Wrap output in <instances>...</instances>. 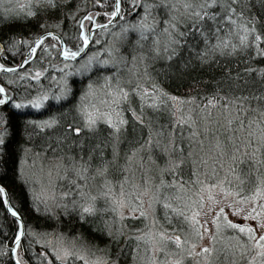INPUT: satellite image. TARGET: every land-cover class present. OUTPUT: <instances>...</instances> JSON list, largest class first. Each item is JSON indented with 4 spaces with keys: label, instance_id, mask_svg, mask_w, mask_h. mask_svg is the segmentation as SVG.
Here are the masks:
<instances>
[{
    "label": "trees",
    "instance_id": "obj_1",
    "mask_svg": "<svg viewBox=\"0 0 264 264\" xmlns=\"http://www.w3.org/2000/svg\"><path fill=\"white\" fill-rule=\"evenodd\" d=\"M112 3L113 0H104L105 6L100 7L95 4V0H62V12L29 17L26 15L28 0H0V64L6 67L18 66L27 55L32 41L46 32L58 33L65 44L73 46V38L79 31L77 21L87 13L110 11ZM19 4L26 7L21 9L17 6ZM32 8L36 9L35 0H32ZM237 9L242 10L249 18L255 16L257 30L264 33V0H239ZM163 11L160 10L157 16V10H153V16L160 20L161 27ZM71 12H74L75 16L68 18L64 15ZM121 12L124 19L116 18L112 24L115 27L108 26L105 35H101L100 29L96 30V38L100 39L101 43L89 47L87 53L91 54L102 47L114 44L119 51H114L113 55L118 59L124 58L120 73L125 87L135 88L139 83L150 88L155 84L167 96L177 97L178 100L174 103L168 100L167 96L162 97L165 103L158 109L145 106L141 113L140 98L130 92L129 102L121 105L127 122L118 131H114L103 122H99L95 129L88 130L83 128V122L75 106L89 79L97 85L96 99L102 98V75L106 76L108 73L101 74L94 70L88 74L69 77V83L75 81L73 94L62 101L50 99L41 109L31 107L16 109L10 103L0 107V121L4 122L0 127L7 129L4 143L0 144V185L7 191L8 207L17 211L21 219L13 217L7 211L8 207L4 203L6 197H0V264H15L7 249L12 246L15 233L21 230V221L25 230L17 248V255L27 264H37L36 261H30L29 257L38 249L45 252L53 249L59 252L57 239L69 244L64 250L78 253V249H81L79 254L84 256L88 264H92L98 255L101 259L107 256L115 260L116 264H153L148 248L152 240L148 239V230L145 229L146 223H150L149 220L140 216L135 220L125 217L123 224H118L116 214L109 207L111 195L118 193L115 189H121L120 186L123 185L113 184L111 187L113 191L107 195L94 196L93 190L96 186L102 188L108 180H114L115 177L122 179L123 176L127 179L121 181L124 183V191L121 192L123 195L127 193L130 195L137 190V183L142 184L148 174L150 178L147 177V181L155 184L153 187L155 191V186L160 183L161 178L168 183L172 182L170 165L180 161L176 179L182 186L163 188L161 198L167 193L169 203L189 216L187 209L189 206L185 207L184 203L189 201L191 188H197L199 182L216 183L214 180L216 176L212 172L207 170L205 176L201 173L204 165L201 163L202 159L197 157V149L201 146L200 141L203 137L206 144L209 142L204 154L211 158L209 150L215 149L216 145L218 149L215 150V163L227 167L220 175L222 179L217 174L218 181L225 184L232 181L235 184L230 169L236 166L238 171L247 173L252 166L250 154L253 151L257 153L255 159L261 160L262 163L258 171L251 172V183L246 184L245 189H251L257 175L264 177V73L260 71L264 69V57L252 56L249 51L232 56L216 54L202 62L196 52L185 46L180 48L178 54L171 60L159 58L145 61L147 64L145 68L139 63L138 54L142 49L135 43L136 34L129 32L127 38L123 40L116 35L124 25L134 23L138 19L137 15L125 11L123 0ZM107 19L104 16H95L94 22L104 24ZM84 23L90 24L88 20ZM13 41L16 43L10 47ZM23 41L29 43L25 44ZM194 44L198 48L202 41L194 40ZM50 45L55 47H49ZM261 46L264 47V44ZM59 48L60 42L57 37H46L36 48L33 59L27 64L12 72L0 71V85H3L7 94L16 100L31 98V95L43 90L49 91L50 95L58 92L59 88L56 85L61 75L63 61V58L57 55ZM143 50H147V45ZM134 55L137 56L135 62L132 60ZM101 58H105L104 53H101ZM50 65L54 67H49ZM108 67L111 71H116L115 67ZM36 69L42 71L47 69L39 81L31 79ZM22 73H28V76L22 79ZM53 74L56 76L55 81L52 79ZM187 103L192 104L193 109H202L207 115L205 127L199 126L201 113L198 111L191 110V113L196 114L189 118L185 116L189 107ZM128 109L135 111L143 123L133 117L132 111ZM49 117H54L57 121L50 128L30 123L43 121ZM181 120L184 121L183 124L179 123ZM69 124L81 127V132H71L68 129ZM149 137L152 140L151 144L147 143ZM233 157H236L235 165ZM37 158H41L43 165L59 163L56 165L58 174L54 178L57 191L56 196L53 194L55 198L53 195L46 197L40 186H36L32 181L33 175H30L29 171L35 170L37 166L29 168L28 164L35 163ZM223 158L224 160H221ZM85 161L89 164L86 183L77 179L73 170ZM197 161L202 165H198ZM220 167L222 166L218 169L222 170ZM101 169L104 170L102 174L98 171ZM69 179L82 185L83 196L78 202L87 203L90 197L96 198L94 201L96 211L86 217V222L79 219V209L72 206V201L76 197L62 198V193L75 189V184L70 185ZM174 190L181 191L182 195L177 196L179 194L173 192ZM173 197L175 199H172ZM162 209L161 203L155 200L156 222L161 227L170 231L175 229L180 234L188 230L187 223L182 222V217L177 218L173 215L166 219L165 212L160 214ZM105 222L114 234L117 229L119 230L118 244L113 243L111 237L107 235ZM119 225L123 228H119ZM141 231H144L143 240L135 239ZM125 236L128 237L126 248L123 249L126 254L119 255L122 251L120 245L126 243ZM233 237L239 236L231 229H222L215 231L213 238L220 242H224L221 239H228L229 244L232 243L234 246L239 240L241 244H246L245 237L240 236L239 240L231 241ZM36 241H42L43 244ZM132 249H136L135 256ZM213 250L218 256L217 264H234L230 260L233 258V250L226 246L225 242L215 245ZM158 258L163 260L166 257L158 255ZM49 259L52 260V264H60L54 255H49ZM239 263L240 260L235 264ZM64 264H84V260L69 258L64 260Z\"/></svg>",
    "mask_w": 264,
    "mask_h": 264
},
{
    "label": "snow or ice",
    "instance_id": "obj_2",
    "mask_svg": "<svg viewBox=\"0 0 264 264\" xmlns=\"http://www.w3.org/2000/svg\"><path fill=\"white\" fill-rule=\"evenodd\" d=\"M123 3L125 5V11H130L137 15L138 19L134 23L124 25L121 31L116 33V35L123 40L127 38L129 32L136 34L135 43L142 49L138 54L139 63L143 64L145 68H147L145 61L159 58L171 60L178 54L179 49L185 46L196 52L202 62L206 59H211L216 54L220 56H232L240 52L249 51L252 56L264 57V47L261 46L264 44V33L257 30V18L255 16L249 18L244 15L242 10L237 9L239 0H150V2L149 0H123ZM35 4L36 9L33 10L32 0H28L27 16L33 17L38 14H48L57 11L62 12V0H35ZM95 4L100 7L105 6L104 0H95ZM121 4L122 0H113L110 11L87 13L85 16L81 17V19L77 21L79 31L77 36L73 38V46H69L61 41V46L57 51V55L63 58L62 67L60 68L61 75L56 85L59 88L58 92L51 93L50 95L49 91L43 90L35 95H31V98L16 100L7 94V90L3 85H0V105L10 103L16 109L25 107L41 109L45 105V102L50 99L59 102L73 94V84L75 81L69 83V77L88 74L95 70L101 72V74L107 72L108 75H102V98L96 99L97 85L94 84L91 79H89L88 84L80 94L79 101L75 107L80 120L83 122V128L93 130L99 122H103L114 131H118L120 127L127 122L124 118L121 105L129 102L130 92L135 93V95L140 98L141 113L145 106L158 109L161 104L165 103L162 97L167 96V94L159 90L158 86L155 84L150 88L139 83L135 88L125 87L120 73V66L124 63V58L121 57L118 59L113 55L114 51H119L115 48L114 44L108 47H102L98 51H93L91 54H88L86 51L89 47L101 43V40L97 39L96 35L93 33V29H100L101 35L103 36L106 34L105 30L108 26L115 22V18L124 19V15L121 12ZM17 6L21 9L26 7L24 4H19ZM153 10H157V16L160 14V10H164L162 27L160 26L161 22L157 16H153ZM64 15L71 18L75 16V13L71 12ZM95 16L107 17V22L105 24L95 23ZM85 20H88L90 24L85 25ZM45 35L53 36V33L47 32L44 35H39L32 41L28 47V57L22 62L23 64H27L33 59V54L36 52L35 46L41 45L42 41L45 39ZM190 37L192 39H190ZM194 40H200L202 44L197 48L194 44ZM15 43L16 41H13L9 46L12 47ZM23 43L28 44L29 42L23 41ZM145 45H147L146 51L143 50ZM49 47H55V45H50ZM101 53L105 54V58H101ZM41 59H43V57H41ZM132 60L135 62L137 56L134 55ZM108 66L115 67L116 71H111ZM16 67H22V65ZM16 67H6L4 64H0V70L5 72L15 71ZM49 67L54 66L50 65ZM64 69H71V71H64ZM248 70L251 71L252 69ZM46 71L47 69L43 71L41 69H36L35 75H32L31 79L39 81L40 77H42ZM260 71L264 73V69ZM27 76L28 73L21 74L22 79H25ZM52 79L54 81L56 80L54 74L52 75ZM167 99L174 103L178 100V98L174 96H167ZM128 110L132 111L133 117L143 123V120L140 116L136 115L135 111L132 109ZM3 123V121H0V124ZM30 123L50 128L56 124L57 121L54 117H49L43 121H30ZM179 123L183 124L184 121L181 120ZM173 127H175V125H173ZM68 129L75 133L81 132V127H73L71 124L68 125ZM6 135L7 129L0 127V144L4 143ZM159 135L162 136L163 133H159ZM147 143H152L151 137H149ZM158 143L157 141V144ZM246 155L248 154L246 153ZM256 155V151L250 154L252 166L247 173L238 171L236 166L230 169L236 181L235 184H233L232 181H229L227 184L223 181L220 182L221 190L224 191L226 195L230 194L234 198L233 201H225L224 204L214 209L213 206L216 205L217 202L212 196L211 191H209L207 197L210 205L207 208V212L214 211L212 220L216 230L231 229L238 236H244L246 238L247 246L241 244L238 248L240 258L245 264H264V232L257 234L255 228L248 223L249 219H253L259 222L258 226L264 227V219H262V215H264V177L257 175L255 182L252 183L251 189H245V185L251 183V172L253 170L258 171L259 165L262 163L261 160L255 159ZM129 159H131V157H129ZM232 159L235 165L236 157ZM179 165L180 161L170 165L173 180L171 183H168L161 178L160 183L156 186L154 197L155 200L161 203L166 219H170L173 215L177 218L182 217V222L189 224L192 232L199 238L201 235V227H203L204 232H207V227L201 225V221L198 219L204 208V196L200 195L199 197L200 210H195L194 214L191 216L184 215L179 208L169 203L170 198L167 193H164L161 198V191L163 188H175L177 185H180V181L176 179ZM88 169L89 164L85 161L80 163L79 166L75 167L73 170L76 178L86 183ZM98 171L102 174L104 170L101 169ZM61 178L64 179L67 177ZM69 184H75V189L70 192L62 193V198L75 196L76 199L72 201V206L74 209H79V219L86 222V217L93 215L96 211L94 206L96 198L90 197L87 203L78 202L81 201L83 196L82 185L76 183L73 179H69ZM200 187L201 189H214L216 185L202 184ZM146 192L147 188L145 189V193ZM241 192L245 194L241 195ZM102 195H107V193H102ZM141 195L142 194H138L135 198L129 197L127 203L123 196H121L120 199H112L109 207L111 211L116 214L118 221L123 220L125 216L132 220L137 219L138 216L144 217L145 219L147 218V213L143 210ZM0 197H6L5 188L2 186H0ZM37 199H39V197H37ZM149 199L151 201L153 198L150 197ZM172 199L175 198L173 197ZM4 203L6 205L8 204L6 198ZM248 204H250V207L245 209L244 205ZM125 206L128 208L127 213L123 211ZM226 208L230 209L233 215L242 217L243 222H234L232 219H229L228 212L225 211ZM7 211L11 213L13 217H18V212L12 207H8ZM105 227L108 229L107 235L111 237V241L118 244L120 239L119 230L117 229L114 234L110 226L107 225V222H105ZM22 235V230H18L15 233L12 246L7 249L14 258L15 264H27V262H23L17 255V247L20 244ZM157 236L159 237V243L162 247H157L156 251L165 252L167 259L164 261V264H167L168 261H171V264H183L185 256L191 257L194 254L199 256L200 253L210 254L212 252V249L205 246L201 247L200 253H194L195 245L188 244V240L184 239L175 229H173L172 235L166 234L165 231H159L157 232ZM143 238L144 233L135 236L137 240ZM124 239L126 243L125 245H120L122 251L119 255L126 254L123 249L126 248L128 237L125 236ZM148 239L151 240L152 238L148 237ZM36 242L43 244L42 241ZM169 244L175 249L174 252L168 251ZM185 245L192 250L185 252ZM132 253L133 256H135L136 249H132ZM49 255H54L55 260L59 261L60 264H64V260H68L69 258L84 260V264H88L83 255L72 253L68 250H64L61 254L53 249H49L48 252L38 249L29 257V260L36 261L37 264H52ZM149 255L151 256V253H149ZM61 256H63L64 260L61 259ZM173 256H175V259H173ZM152 261L154 264L155 257L152 258ZM92 264H116V261L105 256L102 259L97 258Z\"/></svg>",
    "mask_w": 264,
    "mask_h": 264
},
{
    "label": "rangeland",
    "instance_id": "obj_3",
    "mask_svg": "<svg viewBox=\"0 0 264 264\" xmlns=\"http://www.w3.org/2000/svg\"><path fill=\"white\" fill-rule=\"evenodd\" d=\"M187 106H189V107H188V112L185 115L186 117L189 118V117H191V116L196 114V113H191V110L192 111H198V113H201V116H200L201 122H200L199 126H200V128H202V126L204 125L205 120L207 121V115L204 114L202 109H199V110L198 109H193V105L192 104H188L187 103ZM197 115L199 116L200 114H197ZM196 117L197 116H194V118H196ZM202 118H204V119H202ZM204 127H205V125H204ZM197 131L199 132V129ZM201 139H203V140L200 141L201 146L198 147V149H197L198 150L197 151V154H198L197 157L202 159L201 163L204 165L203 168H202V172L201 173H202L203 176H205L206 175L205 173H206L207 170L209 172H212V174L216 176V178H214L216 183L199 182L197 188H195V187H194V189H192L193 187L191 188L192 192H191L190 195H188L189 201L184 203V204H185V207L189 206V208H187V209L189 210V213H188L189 216H191V215L194 214L195 210H200L199 197H200V195L204 196V198H205L204 199V208L201 211V215L198 217V219L201 221V225L207 227V232H204L203 231V227H201L200 228L201 235H200L199 238H197L195 236V234L192 232L191 227H189V224H187L188 230L186 232H183V234H180V233L179 234L184 239L188 240V244H194L195 245L194 253H200L201 247H205V246L207 248L212 249V252L210 254H208V253H200L199 256H197L195 254L193 256H191V257L185 256L183 264H217V257L218 256L215 253V251L213 250V248H214L215 245H219V244L224 243V242L226 243V246L230 247L233 250L232 251L233 258L231 257L230 260L233 261L234 264L238 260H240L239 264H241V262L243 264L245 262L240 258V254H239V251H238V248L241 245V241L239 240L240 236L236 237V238L233 237L231 239V241L239 240V242L235 246L232 243L229 244L230 241H227L228 239L227 240L221 239L224 242H220V241H218V239H216V238L214 239L213 238L214 237V232L217 231V230H216V228H215V226L213 224V220H212V217L214 215V211L213 212H207V208L210 206L209 202L207 200L209 191H211L212 196L214 197L215 201L217 202L216 205L213 206L214 209H215V207H218V206L224 204L225 201H233L234 198L230 194L226 195L225 192L221 190V187H220V182L221 181H218V178H217V174H218V177H219L227 169V167L225 165H217L215 163V160H214L216 158L215 150H217L218 147L215 145V149L212 148V151L209 150L211 158H208V155H205L204 152H205V150H207L206 146L209 144V142H208V144H206L205 140H204V137L201 138ZM225 158H227V157H225ZM221 160H224V158L221 159ZM197 162H198L197 163L198 165H200V166L202 165L201 163H199V161H197ZM56 165H59V163L52 162L50 164L43 165V163L41 161V158H37L35 163L32 162V163L28 164L29 168H34V167L37 166L35 170H30L29 174L33 175L32 176L33 177L32 181L35 182L36 186L37 185L40 186L41 192H43V194L46 197H51L53 194L56 196V193H57L56 185L54 184V178L58 174V172L56 171ZM219 166H222V167H220L222 170L218 169ZM155 170H157V169H155ZM147 177L150 178L148 174H147ZM147 177L145 178L144 182H142V184H139V182L137 181L138 182L137 185L135 184L136 187H137V190H135V192H132V194L129 195L127 193V194L123 195L122 192H119V191H121L119 189V191H118L119 194L116 193V194H118L116 196L115 193H113V194L111 193L112 194L111 198L112 199L113 198L120 199L121 196H123V198L125 199V202L127 203V199L129 197L135 198V196H137L138 194H142L141 195V199L143 201V210L147 213V218L146 219L149 220V222H150L149 224L145 222L146 223L145 229L147 228V230H148V236L147 237H151L152 238L151 239L152 243L150 244V246H148V248H150L151 257L152 258L155 257V263L156 264H164V261L167 258H165L163 261H159V259H157L158 255L165 256V252L164 251H160V252L156 251L157 247H162V245L159 243V237L157 236V232L165 231L166 234L172 235L173 231H170L168 228L161 227L156 222L157 220H156V217H155V197H154V193H155L156 190L154 191V188H153L155 184L153 185L149 180L147 181ZM199 177H200V174H199ZM220 179H222V176H220ZM202 184H204V185L215 184L216 187L214 189H207V188L201 189L200 186ZM146 188H147V192L145 193V189ZM93 191H94V193H93L94 196H95V192H96V194L101 192V190L98 188V186H96ZM173 192L179 194L177 196H181L182 195L181 191L178 192V190H174ZM107 194H109V193H107ZM120 194H122V195H120ZM54 195H53V198H55ZM150 197L153 198L151 201L149 199ZM150 204H151V206H150ZM248 207H250V204L246 205L245 209H247ZM123 211L125 213H127V211H128L127 206L124 207ZM161 211L162 212L160 214H162L164 212L163 209ZM225 211L228 212L229 218L232 219L234 222H243V218L240 217V216L233 215L230 209L226 208ZM125 217H127V216H125ZM262 219H264V215H262ZM122 221L123 220H119L117 222H118V224H120V223H122ZM205 221H206V225H205ZM248 223L251 224L255 228L257 234H259L260 232H264V227L258 226V224H259L258 221L253 220V219H249ZM140 233H144V231L138 232V235ZM242 238H244V236H242ZM244 239L246 240V238H244ZM56 243L58 244L57 248H59V253H61L65 248H67L66 246L69 245L68 243L64 244L63 241H59L58 239L56 240ZM244 245L247 246V243L244 244ZM168 246L172 247L171 249L168 248L169 252H174L175 251V249L173 248V246L171 244L168 245ZM184 248H185V252H187L189 250H192L187 245H185ZM144 249H145V247H144ZM85 252L86 251L84 250V253ZM79 253H81V249H78V254ZM97 257L101 258V256L99 257V255ZM173 259H175V256H173ZM167 264H171V261H168Z\"/></svg>",
    "mask_w": 264,
    "mask_h": 264
},
{
    "label": "bare ground",
    "instance_id": "obj_4",
    "mask_svg": "<svg viewBox=\"0 0 264 264\" xmlns=\"http://www.w3.org/2000/svg\"><path fill=\"white\" fill-rule=\"evenodd\" d=\"M113 24V23H112ZM112 24H110V25H112ZM109 25V26H110ZM113 26V25H112ZM115 26H113V28H114ZM96 30H98V29H93L92 31H93V33L95 34V32H96ZM47 33V32H46ZM45 34V33H44ZM43 35V34H42ZM58 40H59V42H60V46H61V41H60V39L59 38H57ZM63 43H65V41L63 40ZM121 178L122 179H120V177H115L114 178V180L113 179H111V181H107L106 183H105V185L102 187V188H100V190H101V192L100 193H98V194H96V192H95V196L97 195V196H99V195H102V193H110V192H112L113 191V188H111L112 187V185L114 184H116V183H119V184H122L123 186H124V183H122L121 181L122 180H126L127 179V177H125V178H123V176H121ZM120 180V181H119ZM1 186V185H0ZM123 186H120L122 189H120L121 191H124V189H123ZM125 188V187H124ZM115 191H119V188L118 189H115ZM121 191H119V192H121ZM119 194V193H118ZM22 224L23 223H21V226H22ZM23 227H24V224H23ZM119 228H123V226H121V225H119L118 226ZM24 229H25V227H24ZM157 259H159L158 258V256H157ZM164 260V259H163ZM163 260H160L159 259V261H163Z\"/></svg>",
    "mask_w": 264,
    "mask_h": 264
},
{
    "label": "water",
    "instance_id": "obj_5",
    "mask_svg": "<svg viewBox=\"0 0 264 264\" xmlns=\"http://www.w3.org/2000/svg\"><path fill=\"white\" fill-rule=\"evenodd\" d=\"M116 19V18H115ZM105 24V23H104ZM95 30V29H94ZM53 33V36H55V37H57V38H59L60 39V41H63V39H62V37L58 34V33H55V32H52ZM44 35V34H43ZM46 37H48L47 35H45V38ZM39 45H37V46H35L36 48L38 47ZM27 56H28V54L25 56V58L22 60V62L24 61V60H26V58H27ZM21 62V64L20 65H24L23 63ZM19 66V65H18ZM18 68H20V67H16V69H18ZM0 71H2V70H0ZM7 104L8 103H6L5 105H0V107H5V106H7ZM5 191H6V189H5ZM6 199H7V201H8V194H7V191H6ZM7 207H8V204L6 205ZM17 219H19V220H21L20 219V217L18 216V217H16ZM21 223H23L22 221H21ZM21 230H22V232H23V234H24V227H23V224H22V226H21ZM23 236V235H22ZM18 248V247H17ZM14 259V258H13ZM15 261V260H14Z\"/></svg>",
    "mask_w": 264,
    "mask_h": 264
}]
</instances>
